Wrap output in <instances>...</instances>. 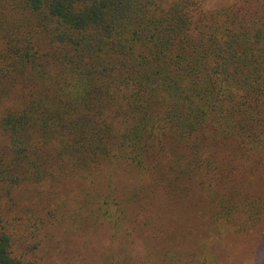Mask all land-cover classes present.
<instances>
[{"label":"trees","instance_id":"trees-1","mask_svg":"<svg viewBox=\"0 0 264 264\" xmlns=\"http://www.w3.org/2000/svg\"><path fill=\"white\" fill-rule=\"evenodd\" d=\"M215 1L0 0V264H36L11 204L46 182L78 185L116 264H216L159 214L185 200L217 238L264 226V0Z\"/></svg>","mask_w":264,"mask_h":264},{"label":"rangeland","instance_id":"rangeland-1","mask_svg":"<svg viewBox=\"0 0 264 264\" xmlns=\"http://www.w3.org/2000/svg\"><path fill=\"white\" fill-rule=\"evenodd\" d=\"M10 105L9 102L1 104L0 121ZM6 144L7 139L0 126V149ZM120 177L122 185L127 186L131 181L129 173L124 170ZM252 187L264 199V174L254 177ZM79 192L75 182L63 183L59 187L46 182L16 194L11 206L21 224L18 233L23 236L19 237L21 252L29 255L36 264H116L114 257L119 254V246L113 241L108 227L91 226L83 219L72 217L71 214L79 211L75 202ZM49 211L56 212V217L49 215ZM206 212L204 204L193 198L173 209L164 208L159 214L171 228L174 244L180 246L187 258L213 257L216 264H264V226L248 236L225 231L217 238L208 227ZM135 242L133 251L143 255L141 236ZM153 242H150L152 246L157 250L160 248L158 253L163 251L161 247L165 243L171 244L166 240L160 242L161 245ZM137 264H147V261L141 259Z\"/></svg>","mask_w":264,"mask_h":264}]
</instances>
